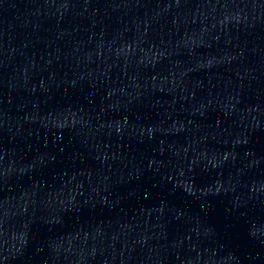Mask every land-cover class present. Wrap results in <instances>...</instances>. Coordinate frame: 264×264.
Listing matches in <instances>:
<instances>
[{
  "label": "water",
  "instance_id": "water-1",
  "mask_svg": "<svg viewBox=\"0 0 264 264\" xmlns=\"http://www.w3.org/2000/svg\"><path fill=\"white\" fill-rule=\"evenodd\" d=\"M0 264H264V0H215L122 114L0 220Z\"/></svg>",
  "mask_w": 264,
  "mask_h": 264
}]
</instances>
